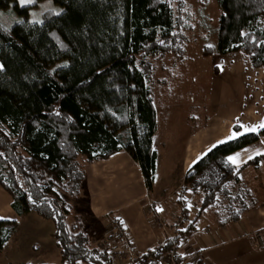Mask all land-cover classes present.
Instances as JSON below:
<instances>
[{"label": "trees", "instance_id": "obj_1", "mask_svg": "<svg viewBox=\"0 0 264 264\" xmlns=\"http://www.w3.org/2000/svg\"><path fill=\"white\" fill-rule=\"evenodd\" d=\"M15 1L0 0V11ZM53 1L58 15L0 23V187L18 216L34 211L53 221L60 264H114L80 217L68 222L73 207L54 189L78 198L85 181L79 158L93 163L125 150L152 190L158 160L153 60L178 52L184 22L175 0ZM216 1L217 42L204 53H242L263 68L264 0ZM262 135L264 129L218 144L188 170L184 187L199 202L196 217L141 259L162 260L176 240L197 231V219L218 204L222 189L243 168L264 161L263 154L237 168L227 157ZM17 227L0 219V254Z\"/></svg>", "mask_w": 264, "mask_h": 264}, {"label": "rangeland", "instance_id": "obj_2", "mask_svg": "<svg viewBox=\"0 0 264 264\" xmlns=\"http://www.w3.org/2000/svg\"><path fill=\"white\" fill-rule=\"evenodd\" d=\"M172 3L176 15L184 22L180 33L185 41L178 52H166L153 60L152 90L157 112L153 147L158 152V168L152 184L154 193L170 184V180L179 182L191 136L196 140L206 132L213 139L224 135L228 128L237 131L234 127L238 125L256 128L264 119V67H252L242 53H204L206 47L217 42L221 13L217 1L175 0ZM7 8L0 11L2 24L40 21L46 11H61L53 0H35L24 6L16 0ZM79 164L85 170L84 158H79ZM0 189V217L4 218L3 206L7 199L12 202V198ZM54 191L73 207L70 224L80 217L92 235L104 233L98 243L94 242L96 246L117 231L114 219H110L104 232L102 225L83 212L86 204L81 194L70 198L58 189ZM17 222V229L0 254V264H57L60 252L53 221L32 211L19 216Z\"/></svg>", "mask_w": 264, "mask_h": 264}, {"label": "crops", "instance_id": "obj_3", "mask_svg": "<svg viewBox=\"0 0 264 264\" xmlns=\"http://www.w3.org/2000/svg\"><path fill=\"white\" fill-rule=\"evenodd\" d=\"M262 123L264 119L255 131H247L253 129L249 126L238 125L237 131L228 128L224 135L213 139H209L206 132L196 140L191 136L179 182L170 180V184L156 193L147 190L139 164L125 150L108 159L86 163L81 193L86 204L83 212L102 225L104 232L110 219L119 221L131 246L140 255L160 248L168 238L174 237L181 217L187 218L181 222L185 227L198 213L197 198L184 187L188 170L214 146L260 132L264 129L259 127ZM234 133L237 135L233 136ZM263 154L264 135L258 142L228 156L227 160L240 168ZM229 157H237V162L233 163ZM168 191L170 193L165 196ZM182 197L186 204L180 199ZM11 205V200L7 199L2 218L17 221L19 216ZM196 228L195 233L182 240L180 252L188 259L200 258L201 264H264V249H255L248 237L264 229V161L243 168L238 179L222 189L218 204L197 219ZM100 233L91 234L93 242L103 236L104 233ZM57 264H60V257Z\"/></svg>", "mask_w": 264, "mask_h": 264}, {"label": "built area", "instance_id": "obj_4", "mask_svg": "<svg viewBox=\"0 0 264 264\" xmlns=\"http://www.w3.org/2000/svg\"><path fill=\"white\" fill-rule=\"evenodd\" d=\"M180 199L183 200V197ZM183 202L185 203L184 200ZM182 221L184 223L187 221V218L181 217L180 221H178L177 230L184 229L183 224H181ZM115 224L117 231L114 232L113 235H109V239L98 246L101 249L108 250V254L112 257L114 264H201L200 258L188 259L189 257H185L181 254L183 237L174 242L162 260H143L140 258L141 255L136 253L131 246L129 239L121 229L119 221L116 220ZM248 237L251 239L255 249H264V229L254 231L249 234Z\"/></svg>", "mask_w": 264, "mask_h": 264}, {"label": "snow or ice", "instance_id": "obj_5", "mask_svg": "<svg viewBox=\"0 0 264 264\" xmlns=\"http://www.w3.org/2000/svg\"><path fill=\"white\" fill-rule=\"evenodd\" d=\"M19 3L21 6H24V5H29V4H33L35 3V0H19ZM59 13H57L58 15ZM243 127V126H241ZM260 128H264V123H262L261 125H259ZM247 131H255L256 129L253 128V129H246ZM237 135L236 133L233 134V136ZM252 157H249V159H251ZM237 157H229V160H231L233 163H236L237 162ZM0 219H3L2 217H0Z\"/></svg>", "mask_w": 264, "mask_h": 264}]
</instances>
